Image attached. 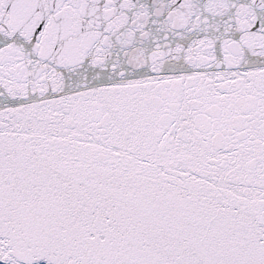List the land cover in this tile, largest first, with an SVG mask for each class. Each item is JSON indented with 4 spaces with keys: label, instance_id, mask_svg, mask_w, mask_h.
Segmentation results:
<instances>
[{
    "label": "snow or ice",
    "instance_id": "obj_1",
    "mask_svg": "<svg viewBox=\"0 0 264 264\" xmlns=\"http://www.w3.org/2000/svg\"><path fill=\"white\" fill-rule=\"evenodd\" d=\"M0 264H264V0H0Z\"/></svg>",
    "mask_w": 264,
    "mask_h": 264
}]
</instances>
